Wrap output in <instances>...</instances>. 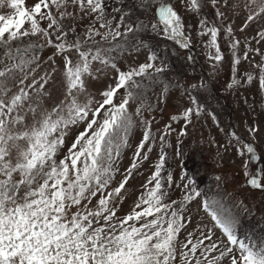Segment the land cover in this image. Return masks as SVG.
<instances>
[{
	"label": "snow or ice",
	"instance_id": "1",
	"mask_svg": "<svg viewBox=\"0 0 264 264\" xmlns=\"http://www.w3.org/2000/svg\"><path fill=\"white\" fill-rule=\"evenodd\" d=\"M197 48L211 71L191 82L173 64L194 66ZM225 66L237 106L264 113V0H0V264H264L232 177L214 175L210 194L182 162L178 180L170 170L169 137L179 158L210 118L217 166L234 152L242 186L264 196V119L242 121L246 140L201 100Z\"/></svg>",
	"mask_w": 264,
	"mask_h": 264
},
{
	"label": "rangeland",
	"instance_id": "2",
	"mask_svg": "<svg viewBox=\"0 0 264 264\" xmlns=\"http://www.w3.org/2000/svg\"><path fill=\"white\" fill-rule=\"evenodd\" d=\"M26 2L30 3L31 0H26ZM240 23L241 20L237 18L235 26L238 27ZM221 45L224 47L222 41ZM195 56L198 62L194 66L186 65L183 61H176L173 64L175 71L177 74L186 76L191 82H198L201 78L208 80L209 72L211 71L210 64L205 60L201 49H195ZM229 79L230 71L227 66H225L219 71V74L211 78L210 89L208 92L201 95V100L206 104L208 109L212 110L218 116L222 127L227 130L229 125L235 124L236 131L247 140L248 136L242 127V121L248 120L251 122L253 117L258 121L262 120L264 119V113H261L259 108H257L255 112H251L246 110L242 104L237 106L234 96L224 90L225 84ZM252 90H255V85L252 86ZM176 107L177 105L170 103L169 106L164 108L163 113L157 111L155 114L156 120L152 125L153 133L167 121L168 116L175 111ZM201 133L205 141L203 145L200 143ZM140 137L141 129L139 127L134 128L130 136V147L122 150L121 171H123V167L129 163L133 148L135 144L138 143ZM209 137H215L216 140L221 142L225 140L223 134L212 124L211 119L202 117L201 120L195 124V130L193 131V128L190 127L189 135L182 139L179 146V151L181 153L179 158L175 156V133L169 137L173 147L168 148L167 152L169 154L170 170L173 172L174 179L178 180L180 164L182 162L188 174L194 176L196 179L198 190L212 194L216 189L214 175L222 174L226 177L231 176L232 179L228 185V190H235L239 197L244 199L253 213L252 215L245 214L243 216L241 235H251L254 240L258 241L261 237H264V219H262V216H264V196H261L258 190H250L242 186L243 181L237 174V166L231 163L234 152L224 153L223 159L220 161L221 166H217V162L213 159L215 150L210 148L207 143ZM257 147L259 148V145H257ZM155 158L156 151L154 149L151 154V159ZM149 171L148 164L145 163L143 168L140 169L142 174L134 176L129 181L126 187L129 188L130 193L128 200H126L123 205L125 209L130 205L137 191L140 190V184L149 175ZM119 178L120 176L117 175L116 179ZM232 202H234V200H232Z\"/></svg>",
	"mask_w": 264,
	"mask_h": 264
}]
</instances>
